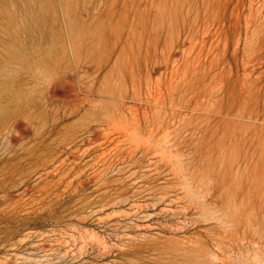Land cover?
Returning <instances> with one entry per match:
<instances>
[{
    "label": "rangeland",
    "instance_id": "374dc122",
    "mask_svg": "<svg viewBox=\"0 0 264 264\" xmlns=\"http://www.w3.org/2000/svg\"><path fill=\"white\" fill-rule=\"evenodd\" d=\"M0 3V264H264V0Z\"/></svg>",
    "mask_w": 264,
    "mask_h": 264
},
{
    "label": "bare ground",
    "instance_id": "6f19581e",
    "mask_svg": "<svg viewBox=\"0 0 264 264\" xmlns=\"http://www.w3.org/2000/svg\"><path fill=\"white\" fill-rule=\"evenodd\" d=\"M2 7V4L0 3V8ZM90 15H92V12L90 11L89 12V14H88V16H90ZM198 31V30H197ZM181 35L182 36H184V37H186V38H188V37H191V38H193L194 37V35H195V27L191 24V23H188V22H186V21H184L183 22V24H182V28H181ZM248 43V42H247ZM183 51V50H182ZM256 61V60H255ZM179 63V62H178ZM152 64V63H151ZM257 64V63H256ZM158 65V64H157ZM259 65V64H258ZM161 65H159V67H160ZM176 68V67H175ZM159 70V69H158ZM152 71V70H151ZM83 72V71H82ZM247 77V76H246ZM82 85V84H81ZM91 87V86H90ZM83 90V89H82ZM89 95V94H88ZM87 95V96H88ZM88 98V97H87ZM80 100V99H79ZM86 100V99H85ZM86 103V102H85ZM185 104V103H184ZM191 105H192V103L190 102V103H187L184 107L185 108H190L191 107ZM127 106V105H126ZM127 109H128V107H127ZM172 121V120H171ZM113 123V122H112ZM161 124V123H160ZM169 126V123H165L164 122V124H163V127L164 128H167ZM171 126V125H170ZM189 190V189H188ZM164 197V196H163ZM209 202V201H208ZM215 203V202H214ZM204 204V203H203ZM209 204V203H208ZM221 214H222V212H221ZM220 214V215H221ZM225 214V213H224ZM220 215H218V216H216V217H214L213 219H215V221H214V223H216L214 226H212L211 227V229L213 228V229H218V228H221L222 226H224L225 224H226V221H224V219H225V217L223 216H220ZM226 215V214H225ZM222 217V218H221ZM212 221V220H211ZM210 221V222H211ZM263 221V220H262ZM248 222V221H247ZM264 222V221H263ZM263 222H262V224L259 226V228L262 230L263 228H264V224H263ZM227 225V224H226ZM249 226H251V224H249ZM260 230V231H261ZM260 238V237H259Z\"/></svg>",
    "mask_w": 264,
    "mask_h": 264
}]
</instances>
